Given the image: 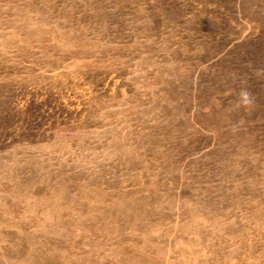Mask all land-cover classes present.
<instances>
[{
	"label": "rangeland",
	"instance_id": "374dc122",
	"mask_svg": "<svg viewBox=\"0 0 264 264\" xmlns=\"http://www.w3.org/2000/svg\"><path fill=\"white\" fill-rule=\"evenodd\" d=\"M0 264H264V0H0Z\"/></svg>",
	"mask_w": 264,
	"mask_h": 264
},
{
	"label": "clouds",
	"instance_id": "9594fccd",
	"mask_svg": "<svg viewBox=\"0 0 264 264\" xmlns=\"http://www.w3.org/2000/svg\"><path fill=\"white\" fill-rule=\"evenodd\" d=\"M254 104L255 98L252 93L246 87H242L237 93V99L231 107L226 109V112L231 113L240 109L251 110Z\"/></svg>",
	"mask_w": 264,
	"mask_h": 264
}]
</instances>
